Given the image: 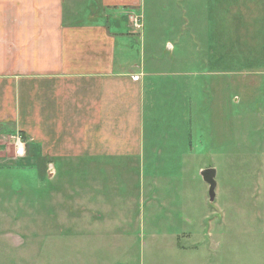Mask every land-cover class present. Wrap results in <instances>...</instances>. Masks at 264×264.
Instances as JSON below:
<instances>
[{
	"label": "rangeland",
	"instance_id": "1",
	"mask_svg": "<svg viewBox=\"0 0 264 264\" xmlns=\"http://www.w3.org/2000/svg\"><path fill=\"white\" fill-rule=\"evenodd\" d=\"M158 16L175 26L156 29L161 51L185 41L184 155L163 140L142 168L55 176L13 144L0 155V264H264V0H185ZM127 20L143 31L140 14Z\"/></svg>",
	"mask_w": 264,
	"mask_h": 264
},
{
	"label": "crops",
	"instance_id": "2",
	"mask_svg": "<svg viewBox=\"0 0 264 264\" xmlns=\"http://www.w3.org/2000/svg\"><path fill=\"white\" fill-rule=\"evenodd\" d=\"M174 10L184 14L185 0H0V155L19 142L20 156L55 176L110 162L142 168L163 140L183 156L185 73L175 58L185 41L162 39L161 51L155 37L175 27L158 12ZM131 13L142 32L129 27ZM169 128L173 136L150 132Z\"/></svg>",
	"mask_w": 264,
	"mask_h": 264
},
{
	"label": "water",
	"instance_id": "3",
	"mask_svg": "<svg viewBox=\"0 0 264 264\" xmlns=\"http://www.w3.org/2000/svg\"><path fill=\"white\" fill-rule=\"evenodd\" d=\"M201 175L204 181L209 186L210 202H214L216 199V189H217V181H216L217 170L214 168H207L202 170Z\"/></svg>",
	"mask_w": 264,
	"mask_h": 264
},
{
	"label": "built area",
	"instance_id": "4",
	"mask_svg": "<svg viewBox=\"0 0 264 264\" xmlns=\"http://www.w3.org/2000/svg\"><path fill=\"white\" fill-rule=\"evenodd\" d=\"M135 25H136L137 28H140V27L142 26V25H140V24L138 23V20H136V24H135Z\"/></svg>",
	"mask_w": 264,
	"mask_h": 264
}]
</instances>
